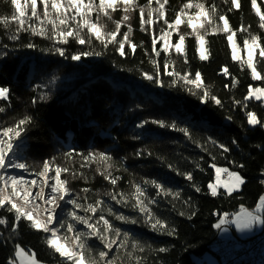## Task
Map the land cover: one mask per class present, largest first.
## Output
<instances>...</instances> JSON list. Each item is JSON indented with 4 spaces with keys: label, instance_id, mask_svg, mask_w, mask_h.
Masks as SVG:
<instances>
[{
    "label": "trees",
    "instance_id": "obj_1",
    "mask_svg": "<svg viewBox=\"0 0 264 264\" xmlns=\"http://www.w3.org/2000/svg\"><path fill=\"white\" fill-rule=\"evenodd\" d=\"M183 2L185 0H170V17ZM212 2L219 5L220 11H227V5L222 0ZM243 3V22L247 24L253 17L249 15L248 0H243ZM9 14L8 6L0 2V15ZM116 15L119 16V13ZM228 16L233 26H238L241 22L240 13L231 12ZM132 24V41L143 45V48L136 49L135 54H131L126 45L129 55L121 57L109 46L104 55L82 58L80 62L40 51L41 48L46 49L52 45L38 37L22 34L20 41H11L0 25V52H8L7 56H0V87L11 90V107H6V112L0 114V124H11L23 114L32 115L35 123L24 137L20 159L39 171L38 166L44 160L57 157L56 163L70 167L77 173H84V179H72L66 175L61 178L70 180L74 193L84 195L80 190L90 188V202L102 198L106 205L112 206L119 213L138 215L103 195L106 190H112V186L95 173L96 164L80 168L83 161L77 154L86 155L89 152H105L113 157L116 166L120 168L118 172L113 169V175L121 176L116 190L127 193L130 191V181L142 183V178L156 179L179 191L182 200L191 198V209L180 201L175 202L177 211L185 212L183 217L177 215V211L172 210V205L162 198L157 206H153L159 215L176 227L175 236L153 233L142 224H122L114 218L110 219H113L117 227L128 231L142 242L151 244L153 248L168 249L166 253L145 254V264H194V259L203 257L207 246L215 238L218 232L215 225L225 216L231 217L241 207L253 210L259 196L264 194V185L260 183L264 179V129L248 126L244 110L233 104L234 100L243 101L249 84L261 87L264 86V81H252L246 69L241 71L239 64L232 61L231 50L225 47L227 41L223 37L210 38L213 40L211 55L208 61L203 62L194 52V40L189 38L186 43L190 65L187 67L192 72H201L204 81L224 101V108H218L212 102L201 103L183 86L157 87L144 80L141 75V71H153L149 56L145 55V50L151 48V36L139 30L138 18L134 17ZM161 25L155 27L157 35ZM253 29L256 30L255 24ZM124 30L126 29H122ZM175 39L174 35L173 40ZM237 39L239 40V36ZM29 40L37 44L38 48L23 47ZM3 44H8V48H3ZM81 49L88 50L87 47L72 44L67 47V54ZM95 50L99 51L100 47L96 45ZM164 56L161 53V57ZM172 57L175 58V53H172ZM225 65L232 76L239 80L235 88L225 87L231 81V77H225L221 73ZM54 76L59 79L55 84H49ZM162 79L165 85L170 81L167 76ZM36 85L42 87L33 91ZM44 85L48 87H43ZM41 92L50 93V99L33 106L32 98ZM246 103L249 105L248 110L256 111L264 118V108L259 106L260 102L250 100ZM5 105L6 102L0 101V106ZM228 116L232 120L227 119ZM144 120H164L167 123L176 122L180 127H188L193 138L203 144L207 151L178 131L161 129L151 123L144 128H137L136 125ZM136 136L139 139H133ZM209 137L228 145L232 150L223 153L208 141ZM233 139L237 140L238 146L231 143ZM140 149L151 151L153 155L145 153L143 157L137 158L135 153ZM66 152L73 153L72 159L64 156ZM213 155L216 156L215 160L212 159ZM157 157H162L163 161ZM233 161L243 163L245 167L236 168ZM168 163L181 171H191L201 192H195L188 181L171 172L167 167ZM197 163L199 167H196ZM212 164L241 172L246 180L241 191L232 196L222 191L219 192L221 195L211 196L207 185L214 178V168L210 167ZM30 176L36 178L34 175ZM144 187L150 195H154V189L147 185ZM69 209L71 205L64 210ZM191 211L196 214L188 219L187 215ZM0 216H7L9 221L12 220L11 214L3 210H0ZM0 232L4 237H9L10 225L0 226ZM43 235L30 230L22 222L18 232L11 234L10 239L0 238V264H7L8 259L13 258L16 244L27 251L36 252L44 264H56L43 243ZM95 246L102 248L98 241Z\"/></svg>",
    "mask_w": 264,
    "mask_h": 264
},
{
    "label": "snow or ice",
    "instance_id": "obj_2",
    "mask_svg": "<svg viewBox=\"0 0 264 264\" xmlns=\"http://www.w3.org/2000/svg\"><path fill=\"white\" fill-rule=\"evenodd\" d=\"M0 2L10 9L9 15H0V25L8 33L9 40L20 41L22 34L38 37L51 42L52 45L46 49L41 48L40 51L74 62H80L86 57L102 56L109 46H112L121 57L129 55L126 45L131 54H135L138 47L143 48L142 44L138 45L131 39L132 21L136 17L139 30L151 36V48L145 50V55L149 56L153 71H141L143 79L160 88L183 86L201 103L212 102L221 109L225 106L224 101L218 98L212 91V86L204 81L201 72L199 70L192 72L187 67L190 65L187 39L194 40L192 45L194 52L203 62L208 61L211 55L210 46L213 40L210 38L223 37L227 41L225 47L231 50L232 61L239 64L241 71L246 69L252 81H264V0H248L249 15L253 20L247 24L243 22V0H222V3L227 5L226 12L220 11L219 5L212 0H185L171 17L170 0H146L144 3L141 0H0ZM231 12L240 13L241 22L238 26L230 23L228 13ZM254 24L256 30L253 29ZM157 25H161L159 35L155 31ZM72 44L87 47L88 50H77L69 55L67 47ZM96 45L100 47L99 51L95 50ZM2 46L8 48V44ZM23 47L37 49L38 45L29 40ZM161 53L165 54L163 58ZM172 53H175V58L172 57ZM7 55V51L0 52V56ZM221 73L225 77H231L230 83L225 84L226 88L237 87L239 80L232 76L226 65L222 67ZM163 76L170 78L167 85L162 79ZM58 79L59 77H52L49 84H55ZM41 87L36 85L33 91ZM48 99L50 93L41 92L32 98L31 104L35 106ZM250 100L260 102L259 106L264 108V86L255 87L249 84L243 101H233L234 105H239L244 110L248 126L264 129V118L256 111L248 110L249 105L246 101ZM0 101L6 102L5 106H0L2 114L6 112V107H11V90L8 87H0ZM227 119L232 120V117L228 116ZM34 123L32 115L23 114L11 124L7 122L0 124V210L12 216L11 221L7 216H0V226L10 225L11 229L9 237H4L0 232V238L10 239L11 234L17 233L21 223L25 222L30 230L44 234L43 243L56 260V264H145V254L168 252L165 247L153 248L151 244L142 242L128 231L117 227L110 218L122 224H142L153 233L171 237L177 234L176 227L167 218L159 215L153 206H157L162 198L172 205L174 211H177L175 203L177 201L191 209V198L182 200L179 191L167 187L165 183L156 179L142 178V183L130 181V191L127 193L116 190L121 176L113 175V169L120 171L113 157L105 152H89L86 155L77 154L83 161L80 168L96 164L95 173L112 186V190H106L103 195L117 205L130 208L138 215L127 216L119 213L112 206L106 205L102 198L90 202L88 196L90 188L84 187L80 190L84 195L74 193L70 187V180L61 178L62 175H66L72 179H84V173H77L70 167L56 163L57 157L44 160L38 166L39 171L20 159L19 153L24 137ZM149 123L161 129L181 132L193 143H197L202 150L207 151L203 144H199L193 138L190 128L180 127L176 122L144 120L136 127L144 128ZM133 139H139V136ZM208 141L223 153L232 150L228 145L219 143L211 137ZM231 143L238 146L236 139ZM145 153L148 156L153 155L151 151L140 149L135 156L141 158ZM64 156L70 160L73 153L66 152ZM157 159L163 161L162 157ZM212 159L215 160L216 156L213 155ZM232 163L239 169L245 167L243 163L235 161ZM167 167L188 181L195 192H201L191 171H181L171 163H168ZM196 167H199L198 163ZM210 167L215 168L217 173V182L207 185L213 197L221 195L218 192L220 187L225 189V194L232 196L233 193L240 192L246 183L241 172L229 171L215 164ZM10 168L18 169L22 173L28 172L36 178L28 180L23 175H11L8 173ZM220 173H227L229 177L227 183L220 182ZM260 183L264 185V179ZM144 185L154 189V195H150ZM64 205H71V209L65 211ZM195 214V211H191L187 218L191 219ZM177 215L183 217L185 212L177 211ZM226 222L227 216L215 227L220 229ZM230 223L235 224L239 231L251 230L258 224L264 225V194L259 196L255 211L241 207ZM97 241L102 248L95 246ZM13 255L14 258L8 259L7 264H16L17 260L20 264H44L36 252L25 251L19 244L15 245Z\"/></svg>",
    "mask_w": 264,
    "mask_h": 264
},
{
    "label": "built area",
    "instance_id": "obj_3",
    "mask_svg": "<svg viewBox=\"0 0 264 264\" xmlns=\"http://www.w3.org/2000/svg\"><path fill=\"white\" fill-rule=\"evenodd\" d=\"M209 249L213 250L218 264H262L264 261V225L259 235L246 241L227 239L218 231Z\"/></svg>",
    "mask_w": 264,
    "mask_h": 264
},
{
    "label": "rangeland",
    "instance_id": "obj_4",
    "mask_svg": "<svg viewBox=\"0 0 264 264\" xmlns=\"http://www.w3.org/2000/svg\"><path fill=\"white\" fill-rule=\"evenodd\" d=\"M217 167H220V166H217ZM221 168H224V167H221ZM230 171V170H229ZM8 173H10L11 175H16V176H20V175H23L25 179H34L32 178L29 174H27V172H21L20 170L18 169H8ZM219 179H220V182L222 184H225L228 182L229 180V177L227 175V173H220L219 175ZM217 182V173L215 171V168H214V178H213V182L212 184H215ZM225 192V189L223 187H220L218 188V192ZM68 205H64V209L67 207ZM256 207V206H255ZM255 207L253 210H249V211H255ZM239 212V211H238ZM236 212V213H238ZM236 213L232 214V216L229 218L227 217V221L224 225V230H225V233L226 235L231 238V239H234L236 241H246L247 239H249L250 237H252L254 234H257V233H261L263 231V225H255L251 230H245V231H239L237 230L235 224H232L230 223V221L232 219H234ZM231 227L235 230L236 232V235L233 234L232 230H231ZM27 251V250H25ZM203 257L207 258V262L206 264H218L217 262V259L210 253V252H205V254L203 255ZM203 257L201 258H195L194 261L195 263L194 264H203ZM13 258H14V255H13ZM16 264H20V262L17 260L16 261Z\"/></svg>",
    "mask_w": 264,
    "mask_h": 264
},
{
    "label": "crops",
    "instance_id": "obj_5",
    "mask_svg": "<svg viewBox=\"0 0 264 264\" xmlns=\"http://www.w3.org/2000/svg\"><path fill=\"white\" fill-rule=\"evenodd\" d=\"M224 228V225H222L221 226V228L220 229H217L223 236H225L227 239H230V240H234V239H231V238H229L227 235H226V233H225V230L223 229ZM231 230H232V232H233V234L234 235H236V232H235V230L231 227ZM260 234V232L259 233H257V234H254L252 237H254V236H257V235H259ZM252 237H250L249 239H251ZM249 239H247V240H249ZM206 252H210L215 258H216V256H215V254H214V252H213V250L212 249H208L207 248V251ZM206 262H207V258L205 257H203V264H206ZM218 262V261H217Z\"/></svg>",
    "mask_w": 264,
    "mask_h": 264
},
{
    "label": "bare ground",
    "instance_id": "obj_6",
    "mask_svg": "<svg viewBox=\"0 0 264 264\" xmlns=\"http://www.w3.org/2000/svg\"><path fill=\"white\" fill-rule=\"evenodd\" d=\"M213 241H214V239L210 242V244L209 245H211V243H213ZM209 245L207 246V248L209 249Z\"/></svg>",
    "mask_w": 264,
    "mask_h": 264
}]
</instances>
